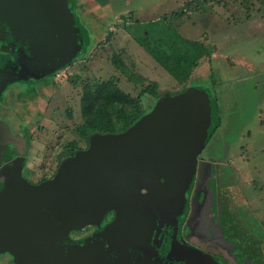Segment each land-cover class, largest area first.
I'll return each mask as SVG.
<instances>
[{
  "label": "rangeland",
  "instance_id": "obj_1",
  "mask_svg": "<svg viewBox=\"0 0 264 264\" xmlns=\"http://www.w3.org/2000/svg\"><path fill=\"white\" fill-rule=\"evenodd\" d=\"M261 2L264 0H106L85 8L71 4L83 33L82 51L47 83L49 92L45 94L52 93L56 99L46 100L41 83L32 105L10 101L11 118L26 132L19 146L10 147H16L17 155L28 153L24 176L32 181L48 178L66 156L60 151L63 144L67 143V157L71 144L76 149L86 146L77 131L86 122L82 106L86 88L92 94L99 85L112 82L137 100L145 113L157 103L156 96L204 93L209 122L200 150L204 157L217 160L210 163L203 181L207 193L202 195V205L226 193L234 200L226 207V215L216 218L215 228L204 215L212 206L206 203L193 228L200 232L211 229L222 239L228 225L242 231L238 229L240 220L245 230L256 231V237L253 240L243 229L238 242H256L264 256V33H254L264 20ZM166 28L177 37L204 44L210 52L185 84L178 83L137 40L146 31L149 43L167 37ZM63 87L67 93L62 92ZM103 106L112 118L120 108L117 101ZM90 231L72 232L71 237H83Z\"/></svg>",
  "mask_w": 264,
  "mask_h": 264
},
{
  "label": "water",
  "instance_id": "obj_2",
  "mask_svg": "<svg viewBox=\"0 0 264 264\" xmlns=\"http://www.w3.org/2000/svg\"><path fill=\"white\" fill-rule=\"evenodd\" d=\"M82 42L70 0H0V94L6 84L45 81ZM207 100L194 91L159 98L125 131L92 135L38 184L22 177L17 159L0 193L2 249L18 264H155V220L145 206L173 210L183 202L206 138ZM17 141L0 121V159ZM86 226L95 230L71 237Z\"/></svg>",
  "mask_w": 264,
  "mask_h": 264
},
{
  "label": "flooded vegetation",
  "instance_id": "obj_3",
  "mask_svg": "<svg viewBox=\"0 0 264 264\" xmlns=\"http://www.w3.org/2000/svg\"><path fill=\"white\" fill-rule=\"evenodd\" d=\"M62 70L65 67L61 68ZM57 70L54 74L47 77L45 81L36 82L34 84L25 85L24 82H14L11 84H6L3 87V90L0 94V121L4 122L9 132L12 136L16 137L18 141L15 144H7L3 148L0 159V193L10 185L11 179L8 175V170L13 168L15 161L20 158V168L22 177L32 184H38L43 181H46L53 177L55 172L57 171L60 164L65 161L67 158L71 157L70 154L67 157V143L63 144L61 147L63 151L62 153L66 156L60 160L57 167L55 168L53 174L48 178H43L38 181H32L27 179L23 174V170L26 164V158H28V153L26 155H17L15 153L16 147L19 146L24 136L25 130L22 131L21 128L18 127V122L14 121L11 118L10 112V101L20 100L22 106H30L32 105V99L36 98L38 92L40 91V84L43 83L45 85V89L42 90L44 93V97L48 102H52L55 100L56 95L45 94L49 91V86L47 83L49 80L58 75ZM16 85V86H15ZM27 86V87H24ZM63 93L65 92V88L63 87ZM51 90V89H50ZM54 92L55 90L52 89ZM45 91V92H44ZM47 91V92H46ZM56 94V93H55ZM51 95V96H50ZM62 95V94H61ZM14 116V115H13ZM18 129H15L17 128ZM18 130V131H17ZM13 131H16L13 133ZM98 134V133H97ZM95 135V134H93ZM81 137V136H80ZM82 138V137H81ZM84 148L74 149V152H78L80 150L86 149L88 147L89 140L86 141ZM16 146L13 150L10 147ZM58 147V146H57ZM71 147V146H70ZM204 147V146H203ZM202 147V148H203ZM9 149V150H8ZM71 149V148H70ZM10 151H12L10 153ZM59 151V152H60ZM203 150H199L194 161L193 170L190 175V179L188 181V186L185 191V196L183 202L177 207V209H172V207L168 206L166 203L165 207H158V210H154L153 208H149L145 206L147 209L152 211L154 220H155V228L151 237V246L154 251L155 264H264V256L262 254L263 250H261V246L253 241L251 243H243L238 242L239 238L243 234V229L245 233L249 236L253 235L256 237V231L248 229L245 230V225L242 221L238 220V215L235 217L239 221L238 229L241 232H236V230L229 227V225L224 229V234L222 239H219L218 235L215 232H212L211 229L207 232H200L193 228L198 221V215H202L205 211L203 210L206 207V203L211 206V210L205 211V216H208L207 219H211L213 222L212 226L215 228L217 225L216 218L219 215H226V207H229V204L234 200V196L223 197L219 195L217 200H213V202H205L202 205V195L207 193V187L204 186L203 181L205 179L206 174L208 175L209 166L211 162H215L217 159L204 157L202 155ZM7 152V153H6ZM6 153V154H5ZM15 153V154H14ZM70 153V150H69ZM74 153V154H75ZM73 154V155H74ZM9 156L6 158L4 156ZM28 160V159H27ZM216 166L218 163H215ZM216 175L218 176V167L215 168ZM142 193L145 190L141 191ZM206 195V194H205ZM236 198V197H235ZM223 199V204L221 205V201ZM202 205V206H201ZM232 209V206L230 205ZM233 211V210H231ZM252 212L256 213L258 211L252 210ZM252 214V213H251ZM114 217V212L110 211L105 216L102 225L110 222ZM253 217V215H252ZM252 220V218H251ZM243 225V226H242ZM89 228L91 231L83 237H74V239H81L89 234H91L94 230V226H86L82 229L75 230L73 232H78L80 230H84ZM203 229V228H202ZM2 230L8 231V227L2 226ZM204 230V229H203ZM254 231V232H253ZM238 234L240 236L238 237ZM72 236V232L70 233ZM242 240V239H241ZM251 245L250 247H248ZM0 264H18L17 259L11 253L2 249V244L0 243Z\"/></svg>",
  "mask_w": 264,
  "mask_h": 264
},
{
  "label": "trees",
  "instance_id": "obj_4",
  "mask_svg": "<svg viewBox=\"0 0 264 264\" xmlns=\"http://www.w3.org/2000/svg\"><path fill=\"white\" fill-rule=\"evenodd\" d=\"M94 1L101 4L106 2V0ZM165 32L169 36L153 39L152 43H149L148 31L143 32L137 40L178 83L185 84L193 77L202 60L210 57V52L204 44L196 40L177 37L169 28H166ZM90 93L86 88L82 103L86 122L77 128L79 135L86 141L97 133H121L146 114L137 105V100L122 93L112 82L101 84L93 90L92 94ZM159 97L156 96L155 100ZM115 101L120 108L113 112L116 115L112 118V114H109L103 105L113 106ZM75 148L76 145L71 144L70 156L75 153Z\"/></svg>",
  "mask_w": 264,
  "mask_h": 264
},
{
  "label": "crops",
  "instance_id": "obj_5",
  "mask_svg": "<svg viewBox=\"0 0 264 264\" xmlns=\"http://www.w3.org/2000/svg\"><path fill=\"white\" fill-rule=\"evenodd\" d=\"M82 1H84V3L82 2H80L79 3V1L77 0H70V2H71V4L72 5H74L76 8H78L79 6H81L82 8H85L86 6H90V5H97V6H99V3H97L96 4V2L94 1V0H82ZM86 1V2H85ZM261 3H264V2H261ZM260 8V7H259ZM263 10H264V8H262ZM261 9V10H262ZM249 20H247V22H248ZM262 25V26H261ZM261 25L260 26H258V29H257V31H255L254 33H264V20L263 21H261ZM263 28V29H262Z\"/></svg>",
  "mask_w": 264,
  "mask_h": 264
}]
</instances>
